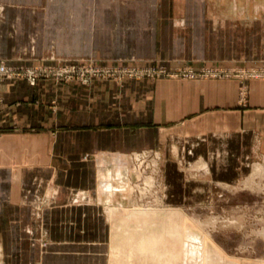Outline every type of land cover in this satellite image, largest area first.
<instances>
[{
  "label": "crops",
  "instance_id": "obj_1",
  "mask_svg": "<svg viewBox=\"0 0 264 264\" xmlns=\"http://www.w3.org/2000/svg\"><path fill=\"white\" fill-rule=\"evenodd\" d=\"M232 1L233 10L184 11V27L203 34V46L188 55L165 54L168 61L187 57L201 65L225 66L232 70L229 73L125 80L123 85L102 82V92L94 93L91 87L92 94L82 103L77 87H70L68 96L64 94L67 100L54 111L49 103L61 95L53 80L39 78L36 85L25 78L0 81V226H8L4 217L11 213V229L0 237L6 252L1 264L26 259L24 252L15 256L18 251L11 245L14 225L27 232L31 225L43 227L39 264H103L108 252L100 247L109 241V230L102 227L110 224L95 217L99 210L95 205L105 200L99 170L100 197L84 175L63 172V163L87 162L107 152L163 149L174 143L188 147L190 153L197 145L199 161H210L200 148H213L215 157L220 146L239 156L255 153L264 158V75L243 69L246 73H233L239 66L264 65V22L254 21L264 20V12L237 10V0ZM93 2L0 0V58L30 64L57 59L65 46L77 52L76 38L60 37L57 18L69 15L76 20L81 14L88 18ZM132 16L136 23L137 16ZM239 19L247 20L246 26H239ZM51 165L52 176L46 167ZM51 178L56 185L51 190L53 204L42 215L38 210L34 223L30 207L41 201Z\"/></svg>",
  "mask_w": 264,
  "mask_h": 264
},
{
  "label": "rangeland",
  "instance_id": "obj_2",
  "mask_svg": "<svg viewBox=\"0 0 264 264\" xmlns=\"http://www.w3.org/2000/svg\"><path fill=\"white\" fill-rule=\"evenodd\" d=\"M237 3V10L264 12V0H237ZM232 4V0H94L88 18L84 14L76 20L69 15L57 18L60 37L66 41L76 38L77 52H71L65 46V51L57 55V59L46 58L30 64L8 63L0 58L24 71L33 68L39 76L35 83H31L26 76L6 77L0 81L25 78L30 84L36 85L39 78L53 80L59 87L57 94L61 95L57 96V100L51 99L49 103L54 111L59 102L66 98L64 94L68 96L70 87H77L78 101L82 103L92 94V89L94 93L102 92V82L111 81L123 85L125 80L135 79L195 78L197 75H182L183 71L192 67L207 69L210 66L201 65L197 59L175 57L168 61L165 57L167 51L175 56H182L198 51L203 46L201 38L204 35L199 34L196 29H186L182 13L189 10H233ZM133 14L137 16L134 17L136 23L132 22ZM167 15L169 16L166 18ZM236 21L239 26H246L247 20ZM254 21L264 22L262 19ZM120 23L125 25L121 27ZM119 28L129 29L117 32ZM129 40L130 43H127ZM216 69L223 71L221 74L232 71L225 66ZM242 69L247 73L262 75L264 65L239 66L233 73H246ZM51 117L57 118V115ZM198 149L195 145L190 153L188 147L174 143L163 149L149 147L128 151L127 154L107 152L99 154L100 157L97 155L99 159L95 155L87 162L62 164L63 172L69 170L78 176L84 175V181L89 179L95 192L99 170L100 190L105 200L100 203L96 200L99 205H95V208L99 210H95V217L110 224L102 227L103 230H109V241L107 238L100 247L108 252L102 260L103 264H108L112 239L124 237L119 232L114 233L113 227L121 224V209L129 208L136 214H142L140 219L143 222L130 221V231L141 225L154 230L153 218L157 219L160 213L163 215L170 209H177L195 224H200V232L206 233L204 237L206 239L208 236L207 244L215 252L214 264H264L263 156L255 153L239 156L220 146L214 157L213 148H200L202 153L205 151L206 160H210L205 162L199 161ZM52 166H46L48 172H51L50 176L54 171ZM118 166L122 168V177H119ZM101 181H111L114 188L107 191L101 186ZM128 183L132 187L131 192L124 190ZM55 186L53 178L47 180L45 194H40L41 201L34 202L30 207L32 222L36 223L38 210L42 215L45 208L52 206L51 190ZM97 195L100 197L99 190ZM38 197L37 195L35 199ZM5 216L8 226L2 223L0 237L4 236V231L9 233L11 229V213L8 212ZM20 219L18 218V223L21 224ZM102 228L100 227V232ZM47 229L49 228L45 230ZM41 232L43 227L37 225H31L29 232L26 227L12 226L11 245L15 252L18 251L15 256H21L22 252L26 255V259L15 258L13 264H39L38 257L43 245ZM196 244V250L199 251L193 252L192 255H196L188 262L208 264L202 257V243ZM9 245L8 243L7 246ZM0 252L1 264L5 262L2 257L6 254L5 249L1 248V242ZM109 261L114 264V261Z\"/></svg>",
  "mask_w": 264,
  "mask_h": 264
},
{
  "label": "bare ground",
  "instance_id": "obj_3",
  "mask_svg": "<svg viewBox=\"0 0 264 264\" xmlns=\"http://www.w3.org/2000/svg\"><path fill=\"white\" fill-rule=\"evenodd\" d=\"M117 170L119 177H122L121 166H118ZM101 186L107 191L114 188L111 181H101ZM130 186L128 183L124 190L131 192L132 187ZM120 213L121 224L114 226L113 232H119L124 237H116L112 239L113 242H110L109 257L112 262L114 261V264H124V262L128 264H190L191 261L188 262V260L194 259L193 257L196 255H192V253L199 251L196 250V243H200V245L202 243L203 259L208 264H214L216 256L207 244L208 236L205 239L204 234L206 233L202 234L198 228L200 224H195L182 211L170 209L165 214L162 213L163 215L160 213L157 219L153 218L155 231L149 226L142 227V225L134 231H130L129 225H132L130 221L142 222L140 219L142 214H136L130 208L121 209ZM110 214L113 216L112 213ZM219 258L221 257L219 256Z\"/></svg>",
  "mask_w": 264,
  "mask_h": 264
},
{
  "label": "built area",
  "instance_id": "obj_4",
  "mask_svg": "<svg viewBox=\"0 0 264 264\" xmlns=\"http://www.w3.org/2000/svg\"><path fill=\"white\" fill-rule=\"evenodd\" d=\"M195 72H197V74H195ZM222 72L223 71H221L220 69H216L214 67H207V69H201V70H198L192 67V68L185 69L182 75L193 77L201 73L206 74V75H219ZM259 74L260 73H256V75H259ZM262 75H264V72H262ZM16 76H26L27 79L31 83H35L37 77H39L37 70L33 68L24 71L22 69L9 65L5 62V60L0 59V79L6 78V77H16Z\"/></svg>",
  "mask_w": 264,
  "mask_h": 264
}]
</instances>
